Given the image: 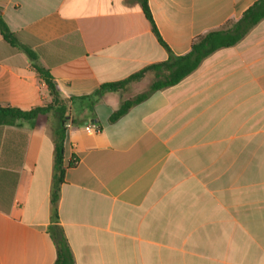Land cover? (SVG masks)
Listing matches in <instances>:
<instances>
[{
    "label": "crops",
    "instance_id": "crops-1",
    "mask_svg": "<svg viewBox=\"0 0 264 264\" xmlns=\"http://www.w3.org/2000/svg\"><path fill=\"white\" fill-rule=\"evenodd\" d=\"M257 0H147L175 56L226 29ZM19 47L0 35V107L49 101L32 65L64 99L167 60L134 0H0ZM34 56L29 59L21 49ZM147 71L116 91L74 100L56 218L52 112L0 126V264H54L59 227L73 264H264V19L179 83L145 93ZM99 126L89 134L83 127Z\"/></svg>",
    "mask_w": 264,
    "mask_h": 264
},
{
    "label": "trees",
    "instance_id": "trees-1",
    "mask_svg": "<svg viewBox=\"0 0 264 264\" xmlns=\"http://www.w3.org/2000/svg\"><path fill=\"white\" fill-rule=\"evenodd\" d=\"M134 1L139 4L145 19L149 22L153 35L156 37L159 44L166 49L168 53L166 61L146 67L123 81L102 85L100 90L92 96L77 99L62 98L49 72L33 64V69L46 85L49 101L29 111H22L10 107H0V126L15 125L18 121H24L34 126V120H36L38 116H45L49 112H52L56 117V125L53 129V166L50 190V204L53 220L56 218L60 186L63 183L65 171L75 164V160H70L67 164L64 163L65 125L67 122L75 124L69 117V105L71 102L74 100H91L95 97H99L103 91H116L130 81L139 80L145 72H151L154 76V81L150 84L148 90L145 93L137 95L133 99L122 101L118 109L109 117V121L114 122L122 117L132 106L145 100L151 93L179 83L182 79L196 70L199 64L216 50L234 46L251 28L264 19V0H257L237 21L230 22L226 29L210 31L204 35L198 36L192 42L188 53L182 56H175L162 41L152 19L147 0ZM0 35L3 40L11 46L19 47L15 34L9 30L3 21L1 12ZM21 49L26 53L29 59L33 60L34 56L31 51L23 47H21ZM48 233L56 250L54 264H73L72 256L62 230L57 226H51L48 228Z\"/></svg>",
    "mask_w": 264,
    "mask_h": 264
},
{
    "label": "built area",
    "instance_id": "built-area-1",
    "mask_svg": "<svg viewBox=\"0 0 264 264\" xmlns=\"http://www.w3.org/2000/svg\"><path fill=\"white\" fill-rule=\"evenodd\" d=\"M66 131L71 127V124L70 122H67L66 125ZM83 130L86 132V133H89V134H93V133H98L99 132V126L95 123H89L87 125H85L83 127Z\"/></svg>",
    "mask_w": 264,
    "mask_h": 264
},
{
    "label": "rangeland",
    "instance_id": "rangeland-1",
    "mask_svg": "<svg viewBox=\"0 0 264 264\" xmlns=\"http://www.w3.org/2000/svg\"><path fill=\"white\" fill-rule=\"evenodd\" d=\"M150 82L152 83L154 81V76L153 74H150V78H149Z\"/></svg>",
    "mask_w": 264,
    "mask_h": 264
}]
</instances>
